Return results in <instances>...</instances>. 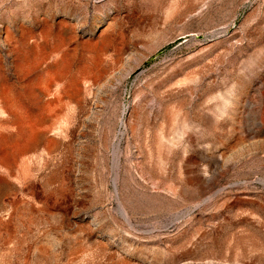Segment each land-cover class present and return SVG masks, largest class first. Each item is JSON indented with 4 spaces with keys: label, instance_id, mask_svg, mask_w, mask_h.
<instances>
[{
    "label": "rangeland",
    "instance_id": "374dc122",
    "mask_svg": "<svg viewBox=\"0 0 264 264\" xmlns=\"http://www.w3.org/2000/svg\"><path fill=\"white\" fill-rule=\"evenodd\" d=\"M0 264H264V0H0Z\"/></svg>",
    "mask_w": 264,
    "mask_h": 264
}]
</instances>
